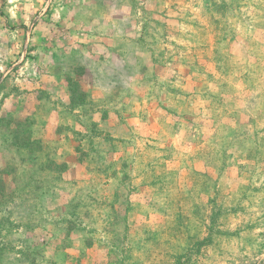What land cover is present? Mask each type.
Returning <instances> with one entry per match:
<instances>
[{
	"label": "rangeland",
	"instance_id": "374dc122",
	"mask_svg": "<svg viewBox=\"0 0 264 264\" xmlns=\"http://www.w3.org/2000/svg\"><path fill=\"white\" fill-rule=\"evenodd\" d=\"M0 264H264V0H0Z\"/></svg>",
	"mask_w": 264,
	"mask_h": 264
}]
</instances>
